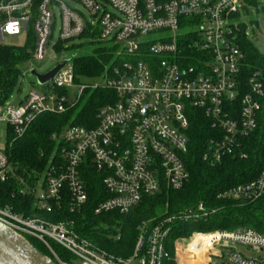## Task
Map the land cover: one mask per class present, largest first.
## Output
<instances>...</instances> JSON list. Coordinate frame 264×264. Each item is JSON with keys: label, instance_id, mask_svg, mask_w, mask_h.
<instances>
[{"label": "built area", "instance_id": "built-area-1", "mask_svg": "<svg viewBox=\"0 0 264 264\" xmlns=\"http://www.w3.org/2000/svg\"><path fill=\"white\" fill-rule=\"evenodd\" d=\"M67 1L81 4L92 21ZM242 3L248 4L246 0H0V42L6 37L33 38L32 60L46 57L54 6L61 16L60 44L87 35L94 43L117 46L121 58L95 78L102 81L96 84L83 78L77 81L73 57L47 84L49 92L31 91L18 106L0 105V123L6 122L8 133L20 138L39 116L66 113L87 91L108 89L116 97L98 111L95 127L69 126L54 137L57 149L34 186L16 176L6 151L0 150V183L18 180L19 194L32 195L38 212H50L66 200L69 211L79 214L89 203L82 178L89 168L100 176L104 190L94 215L128 214L145 197L165 189L180 191L189 183L184 159L191 117L197 111L212 132L204 161L217 165L234 156L256 131L264 97L259 73L248 80V92L241 83L245 56L237 44L241 29L235 16ZM151 35L157 39H150ZM73 89L76 93H71ZM219 197L261 202L264 207V170L256 180ZM205 214L200 204L197 210L164 219L151 232L143 228L129 258L109 255L80 235L74 222L53 223L0 206V223L41 243L56 264H165L172 224ZM54 245L71 260L61 259ZM238 245L258 255L247 258ZM174 249L177 261L185 254L191 256L190 264H207V256L220 264H264V234L252 229L196 232L188 240H177Z\"/></svg>", "mask_w": 264, "mask_h": 264}, {"label": "trees", "instance_id": "trees-1", "mask_svg": "<svg viewBox=\"0 0 264 264\" xmlns=\"http://www.w3.org/2000/svg\"><path fill=\"white\" fill-rule=\"evenodd\" d=\"M246 2L251 6H258L257 0ZM240 29L237 44L245 56L241 83L246 93L248 80L256 73L260 74L264 87V56L248 42L246 26L241 24ZM85 36L87 35L83 37ZM97 45L100 46L90 54L74 57L72 62L78 82L81 78H98L121 62L117 46H101L100 43ZM33 51V38L23 47L0 44V105L9 99L22 75L21 67L32 60ZM56 92L64 94L62 90ZM115 98L114 92L108 89L87 91L78 105L66 113H47L39 116L24 136L17 138L9 131L6 154L16 176L24 179L29 186H34L49 166L57 149L58 143L54 137L59 136L69 126L95 127L98 111ZM211 137L210 123L201 112H195L191 117V128L188 132L189 152L184 159L190 174L189 183L180 191L165 189L156 196L145 197L141 204L128 214L94 215L93 209L103 197L104 190L100 176L89 168L82 174L89 193V203L82 214L71 213L66 200L62 202L61 207L54 205L50 212H38L33 206L32 195L22 197L19 194L20 187L16 179L0 183V206L17 203L25 207L26 214L29 212L45 216L48 220L54 215L52 218L74 221L79 234L90 239L97 247L116 258H129L143 228L151 232L164 219L186 214L189 210H197L198 206L203 204L206 213L204 216L188 220L177 219L172 224V230L166 240L169 259L165 264H178L175 242L179 239L188 240L196 232L252 229L264 234V207L261 202L250 204L219 197L230 188L256 180L264 170V97L261 99L256 131L242 142V147L234 156L224 158L217 165L204 161L205 148ZM239 152L244 153L246 157H240ZM103 225L108 226V229L102 227ZM28 241L43 255L52 258L41 243L30 238ZM54 250L61 259L71 260L62 247L54 245ZM181 260L185 261V255H182Z\"/></svg>", "mask_w": 264, "mask_h": 264}, {"label": "rangeland", "instance_id": "rangeland-1", "mask_svg": "<svg viewBox=\"0 0 264 264\" xmlns=\"http://www.w3.org/2000/svg\"><path fill=\"white\" fill-rule=\"evenodd\" d=\"M68 6L72 9L79 10L83 15L86 21L91 22V16L85 11L84 7L81 4L76 2L67 1ZM112 11V9L110 8ZM54 13V27H53V37L50 40V43L47 47L46 57L42 61L31 60L27 64L21 67V73L16 87L14 88L12 94L10 95L9 99L4 103V108L8 106H18L20 102H23L28 94L31 91L36 92H49L50 86L48 85H39L36 78L31 74L32 70H35L38 74L43 75L51 71L53 68L58 66L59 64L70 61L73 57H78L85 54H90L92 50L96 47L100 46L89 40L88 38L84 37L82 39H77L73 42H69L67 44L61 45L59 43L60 38V31H61V16L57 6L53 7ZM235 21L238 24H244L246 26L245 34L247 37L248 42L254 47L261 55L264 56V0H261L258 6H251L249 4L242 3L239 7L238 16H235ZM150 39H157L156 35H151ZM28 43L27 37H19V38H4L0 44L8 45V46H20L23 47ZM94 43V44H92ZM103 46V45H101ZM92 80V81H91ZM86 82L88 80H85ZM89 81L94 82L96 84L102 83L99 79H90ZM88 83V82H87ZM71 93H76V89H73ZM6 113V112H5ZM4 113V114H5ZM8 125L6 122L0 123V150L5 152L7 150V143H8ZM4 200V199H3ZM2 201V199H1ZM4 206H10L14 208L16 211L25 214L29 217H42L36 214H26L25 207L17 203H7ZM22 211V212H21ZM60 212V211H59ZM62 213V209H61ZM60 213H58L59 215ZM80 214V213H79ZM82 214V213H81ZM31 215V216H30ZM54 215L51 216V221L53 223L59 222H67L65 220H60L56 218ZM74 222V221H68ZM77 227V226H76ZM102 227L107 228L108 226L103 225ZM237 250L241 252L247 258H254L258 254L254 251H250L243 246L238 245ZM188 256L185 255V261H179V264H190ZM177 261V260H176ZM207 264H220V260L216 259L215 257H208L206 259ZM193 264V263H192Z\"/></svg>", "mask_w": 264, "mask_h": 264}, {"label": "water", "instance_id": "water-1", "mask_svg": "<svg viewBox=\"0 0 264 264\" xmlns=\"http://www.w3.org/2000/svg\"><path fill=\"white\" fill-rule=\"evenodd\" d=\"M65 61L46 74L40 75L35 70L31 74L39 85H47L66 65ZM0 264H56L53 259L43 255L27 239L0 223Z\"/></svg>", "mask_w": 264, "mask_h": 264}, {"label": "crops", "instance_id": "crops-1", "mask_svg": "<svg viewBox=\"0 0 264 264\" xmlns=\"http://www.w3.org/2000/svg\"><path fill=\"white\" fill-rule=\"evenodd\" d=\"M182 255H185V254H182ZM182 255H181V257H182ZM186 256L190 257V258H189V262H190V261H191V260H190V259H191V256H189V255H186ZM181 257H179L180 263L183 262V261L181 260ZM198 258L200 259V257H197V260H195V261H198ZM179 260L177 261L178 264H179ZM200 262H201V261H200ZM200 262H199V263H200ZM197 264H198V262H197Z\"/></svg>", "mask_w": 264, "mask_h": 264}]
</instances>
